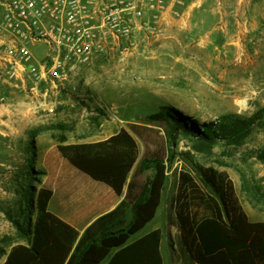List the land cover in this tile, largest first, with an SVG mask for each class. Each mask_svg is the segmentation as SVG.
Instances as JSON below:
<instances>
[{
	"label": "rangeland",
	"instance_id": "1",
	"mask_svg": "<svg viewBox=\"0 0 264 264\" xmlns=\"http://www.w3.org/2000/svg\"><path fill=\"white\" fill-rule=\"evenodd\" d=\"M72 81L65 85L64 118L51 122L49 133L85 130L98 117L93 112L105 119L118 115L138 123L140 158L164 153L166 159L163 130L141 124L160 106L175 107L199 123L257 113L248 134L235 142L208 146L178 139L172 161L165 162L157 215H174L177 174L187 167L189 153L226 175L249 219L264 222V0H198L186 15L166 16L154 34L140 33L128 51L79 69ZM0 101L8 106L4 97ZM9 116L0 114V264L13 246L30 238L42 177L33 139L39 129L18 127ZM151 174L147 170L138 179Z\"/></svg>",
	"mask_w": 264,
	"mask_h": 264
},
{
	"label": "trees",
	"instance_id": "2",
	"mask_svg": "<svg viewBox=\"0 0 264 264\" xmlns=\"http://www.w3.org/2000/svg\"><path fill=\"white\" fill-rule=\"evenodd\" d=\"M256 116L232 115L219 122L199 123L175 107L160 106L143 116L141 124L163 130L166 159L164 153H153L137 161L136 141L124 128L93 143L63 144L65 136H57V148L64 158L118 195L135 165L126 197L85 229L67 259L78 232L48 211L52 191L40 187L27 244L13 246L1 264H162L159 230L128 240L156 214L166 180L165 162L172 161L178 139L208 146L235 142L248 134ZM137 126L129 128L133 131ZM184 155L187 167L177 174L174 197L181 255L196 264H264V222L249 219L226 175L200 165L189 153ZM147 170L151 176L132 195L133 179Z\"/></svg>",
	"mask_w": 264,
	"mask_h": 264
},
{
	"label": "built area",
	"instance_id": "3",
	"mask_svg": "<svg viewBox=\"0 0 264 264\" xmlns=\"http://www.w3.org/2000/svg\"><path fill=\"white\" fill-rule=\"evenodd\" d=\"M197 2L0 0V81L53 112L79 69L128 51L140 33L154 34L166 16L180 18Z\"/></svg>",
	"mask_w": 264,
	"mask_h": 264
},
{
	"label": "crops",
	"instance_id": "4",
	"mask_svg": "<svg viewBox=\"0 0 264 264\" xmlns=\"http://www.w3.org/2000/svg\"><path fill=\"white\" fill-rule=\"evenodd\" d=\"M68 83L71 85L73 81H67ZM65 96L66 93L64 92L59 95L54 111L47 112L42 103L30 98L21 87H15L12 84L0 81V97H4L8 103V106L4 107L0 101V114L2 112L10 113V121L18 127L26 123L39 129L33 138L36 148L35 166L42 171L40 187L52 191L47 206L48 211L78 232V237L68 254V259L85 229L94 223L97 218L112 211L126 197L128 183L132 178L135 165L128 174L121 194L118 195L110 186L91 178L64 158L57 148V135L49 132L54 128L50 125L51 122H59L64 118ZM70 106H73V104H70ZM93 113L98 117L91 124H88L85 130L82 129L70 135L64 134L63 144L103 141L124 128L135 139L139 149L141 138L135 130L138 127L133 131L129 128V124L138 125V123L131 122L118 115H111L109 119H105L99 115L98 111ZM139 159L138 154L137 161ZM142 182L141 179H138V176L133 179L132 195L137 193ZM161 203L162 197L159 206H161ZM159 206L155 216L133 234L128 243L154 230H159L158 254L162 258V264H196L181 255L177 242L178 230L175 225V217L174 215L163 218L158 217Z\"/></svg>",
	"mask_w": 264,
	"mask_h": 264
}]
</instances>
